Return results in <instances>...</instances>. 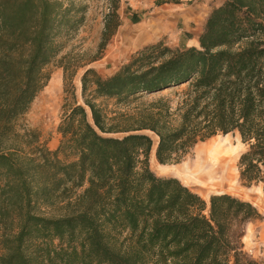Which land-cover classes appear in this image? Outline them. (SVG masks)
Returning <instances> with one entry per match:
<instances>
[{
    "label": "trees",
    "instance_id": "1",
    "mask_svg": "<svg viewBox=\"0 0 264 264\" xmlns=\"http://www.w3.org/2000/svg\"><path fill=\"white\" fill-rule=\"evenodd\" d=\"M84 9L0 0V146L9 142L0 149V223L11 227L0 264H257L241 246L246 223L261 219L257 208L158 176L149 155L151 135L161 165L216 135H237L239 180L264 193V0H223L197 46L159 41L109 75L84 69L80 101L74 72L61 65L66 103L50 150L14 124ZM118 25L106 23L101 46Z\"/></svg>",
    "mask_w": 264,
    "mask_h": 264
},
{
    "label": "rangeland",
    "instance_id": "2",
    "mask_svg": "<svg viewBox=\"0 0 264 264\" xmlns=\"http://www.w3.org/2000/svg\"><path fill=\"white\" fill-rule=\"evenodd\" d=\"M64 3L73 1L78 7H85L83 14L84 19L79 23L78 28L73 34L62 39L64 47L56 60L48 66L50 79L45 87L38 93L31 103L28 111L22 115L14 124L16 132L22 134L24 129L34 130L39 134L40 142L45 144L50 150H54L61 138L57 132L61 116L64 112L66 103L63 92V68L66 65L69 70L74 72L73 84L75 93L80 101V77L84 69L93 68L100 75L105 76L113 73L126 63L131 55L144 46L139 40L138 25L126 27V13L131 9L125 5L127 0H119L116 13L112 15L115 0H62ZM166 0H156V4H162ZM214 1V0H213ZM220 0H217L219 2ZM130 3V0H128ZM106 23L110 27L119 24L110 35L106 43L101 46L102 33L105 30ZM182 47V45H181ZM58 80L57 88L50 89V80L52 77ZM112 107V106H110ZM150 134V133H149ZM151 135V134H150ZM156 146L157 138L151 135ZM19 145L21 139L17 138ZM5 145H9L5 143ZM1 145L0 149L5 147ZM220 148L231 157L233 165V178L228 184L221 187H208L191 182L182 173L176 169L185 161L192 159L196 154V149ZM245 146L241 143L237 135L227 134L216 135L204 142L194 145L182 157L178 163L164 164L153 163L149 155V167L158 176H172L178 178L184 185L191 188L203 198L207 199L214 193H228L242 200L249 201L255 206L261 214V219L252 220L246 223L244 234L241 239L242 251L257 264H264V193L258 186H245L239 180L238 159L244 151ZM151 153V151H150ZM47 211V210H46ZM11 227L3 226L0 223V243L5 235H9ZM40 242H32V249ZM4 253L0 245V255Z\"/></svg>",
    "mask_w": 264,
    "mask_h": 264
},
{
    "label": "crops",
    "instance_id": "3",
    "mask_svg": "<svg viewBox=\"0 0 264 264\" xmlns=\"http://www.w3.org/2000/svg\"><path fill=\"white\" fill-rule=\"evenodd\" d=\"M128 0L126 27L138 25L141 46L162 41L170 48L198 45V37L210 11L223 0Z\"/></svg>",
    "mask_w": 264,
    "mask_h": 264
},
{
    "label": "bare ground",
    "instance_id": "4",
    "mask_svg": "<svg viewBox=\"0 0 264 264\" xmlns=\"http://www.w3.org/2000/svg\"><path fill=\"white\" fill-rule=\"evenodd\" d=\"M58 80L52 77L50 80V89L57 88ZM227 135H224L226 137ZM155 148L153 145L150 153L151 162L155 163ZM195 156L183 162L177 169L191 182L208 186V187H221L233 178L231 157L222 151L220 148H204L196 149ZM159 166H163L159 164Z\"/></svg>",
    "mask_w": 264,
    "mask_h": 264
}]
</instances>
